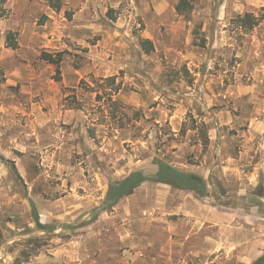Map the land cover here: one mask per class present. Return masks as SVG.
Instances as JSON below:
<instances>
[{
  "label": "rangeland",
  "instance_id": "1",
  "mask_svg": "<svg viewBox=\"0 0 264 264\" xmlns=\"http://www.w3.org/2000/svg\"><path fill=\"white\" fill-rule=\"evenodd\" d=\"M180 2L124 0L89 44L41 50L64 64L45 61L34 83L0 63V264H178L161 239L185 215L226 218L204 264L263 251L264 213L248 200L264 184V0H188L182 14ZM109 33L99 72L88 45ZM156 160L212 172L227 192L147 181L104 209L112 183L153 177Z\"/></svg>",
  "mask_w": 264,
  "mask_h": 264
},
{
  "label": "crops",
  "instance_id": "2",
  "mask_svg": "<svg viewBox=\"0 0 264 264\" xmlns=\"http://www.w3.org/2000/svg\"><path fill=\"white\" fill-rule=\"evenodd\" d=\"M1 1V0H0ZM64 3L61 11H56L47 3V0H8L5 3L7 13L0 19V63L8 74L13 72L21 80H32L34 83L41 77V70L45 67V60H41V50L57 49L64 50V38L80 43H88L101 31V13L109 10H116L121 7L124 0H61ZM73 11L72 19L68 20L66 12ZM42 17H46L44 23H39ZM9 33L17 34V49L7 46L6 36ZM109 34L103 35V40L96 44L88 45L90 50L89 60L97 71H101V55L104 54L102 47L107 42ZM63 41V42H62ZM48 52V51H47ZM50 53V52H49ZM63 63V62H62ZM64 64V63H63ZM49 65L50 70H53ZM64 68V66H63ZM99 71V72H100ZM77 75L82 76L80 70ZM203 177L210 191L216 190L220 193L227 192L223 181L214 176L212 172L204 171L190 172ZM211 178L214 181H211ZM176 193L190 194L186 191L174 189ZM194 194V193H191ZM182 204V208L187 207ZM228 220V219H227ZM170 228H164V242H172V257L178 264H204L203 258L221 251L223 243V230L226 227V218L202 220L189 218L188 215L173 221ZM169 231V232H168ZM250 253L241 256V261L247 264H254L264 254L259 251L256 257H250L255 246L252 243L247 246ZM243 249V247H242Z\"/></svg>",
  "mask_w": 264,
  "mask_h": 264
},
{
  "label": "trees",
  "instance_id": "3",
  "mask_svg": "<svg viewBox=\"0 0 264 264\" xmlns=\"http://www.w3.org/2000/svg\"><path fill=\"white\" fill-rule=\"evenodd\" d=\"M7 1L8 0H1V3L5 4ZM49 3L51 7L56 11H61L62 4L60 0H49ZM188 6V0H181L179 5L177 6V11L182 14L185 12V9ZM2 17L3 15L0 18ZM251 24L253 23L251 22ZM14 35V33L8 34L7 44L9 48L17 49V42H11L12 38H14ZM144 45L147 47V52H151L154 49L153 43L151 41L146 40L144 42ZM43 59L48 63L56 64L58 66L63 62V60L55 59L52 54L48 53L43 54ZM57 72L60 73V70L58 69ZM110 80L115 81V79L113 78H111ZM154 167L156 168V172L151 178L147 176L143 171H134L125 179L112 183L107 195L106 207H104V209L108 210L116 206L123 198L134 194V192L147 181L166 184L177 190L194 193L199 198L208 197L212 193V191H210L208 188L206 180L197 174L180 171L170 164L159 160H156V163H154ZM215 192L217 191L215 190L213 193ZM243 200L246 201L247 199ZM248 202L250 206L256 207L261 213L262 211L264 213L263 182L260 183V186L256 189L255 193L250 197V200H248ZM254 264H264V254L257 261H255Z\"/></svg>",
  "mask_w": 264,
  "mask_h": 264
}]
</instances>
